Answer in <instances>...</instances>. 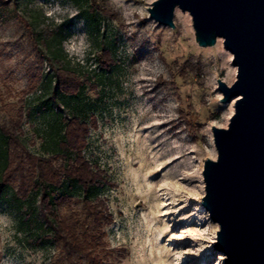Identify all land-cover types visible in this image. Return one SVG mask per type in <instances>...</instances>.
<instances>
[{
	"label": "rangeland",
	"instance_id": "1",
	"mask_svg": "<svg viewBox=\"0 0 264 264\" xmlns=\"http://www.w3.org/2000/svg\"><path fill=\"white\" fill-rule=\"evenodd\" d=\"M154 1L0 0V122L23 107V143L48 156L59 151L64 118L97 121L84 153L105 171L108 184L92 195L111 215L98 264H225L212 246L220 228L202 206L203 171L217 159L212 127L227 128L235 112L236 99L221 102L218 79L232 86L238 69L223 39L199 45L188 12L177 8L174 29L150 19ZM25 21L41 51L55 53L83 81L78 94L55 97L53 69ZM81 40L83 53L70 51ZM5 151L0 137V172ZM52 189L82 194L70 182ZM38 207L37 193L22 213L0 202V264H65Z\"/></svg>",
	"mask_w": 264,
	"mask_h": 264
},
{
	"label": "water",
	"instance_id": "2",
	"mask_svg": "<svg viewBox=\"0 0 264 264\" xmlns=\"http://www.w3.org/2000/svg\"><path fill=\"white\" fill-rule=\"evenodd\" d=\"M177 8L192 17L199 45L223 39L238 69L232 86L218 79L235 112L227 128L212 127L217 159L204 164L202 206L220 228L212 246L225 264H264V0H156L148 11L174 29Z\"/></svg>",
	"mask_w": 264,
	"mask_h": 264
},
{
	"label": "trees",
	"instance_id": "3",
	"mask_svg": "<svg viewBox=\"0 0 264 264\" xmlns=\"http://www.w3.org/2000/svg\"><path fill=\"white\" fill-rule=\"evenodd\" d=\"M26 25L32 44L53 69V75L47 76L50 84L54 80L55 97L78 94L83 81L77 73L61 64L55 53L42 52L32 24L27 21ZM51 35L60 36L61 31ZM43 44L49 47L46 41ZM105 58L108 65L113 63L109 52L105 53ZM44 80L42 75L32 90ZM25 115L22 107L16 118L0 122V137L6 147L1 154L5 155V161L0 172V202L22 213L24 202L37 193L40 219L52 227L53 241L63 254L65 264H98L101 258L96 252L101 247L102 228L111 221V215L105 200L92 195L95 186L108 184L105 171L95 167L84 153L97 121L93 119L88 123L77 116L64 118L65 130L59 151L41 156L32 153L21 139ZM66 182L78 185L82 194L73 196L53 191V187L60 189ZM75 206L81 209L74 210Z\"/></svg>",
	"mask_w": 264,
	"mask_h": 264
},
{
	"label": "clouds",
	"instance_id": "4",
	"mask_svg": "<svg viewBox=\"0 0 264 264\" xmlns=\"http://www.w3.org/2000/svg\"><path fill=\"white\" fill-rule=\"evenodd\" d=\"M75 13H73L74 15ZM48 15H52L51 12L48 13ZM86 45L84 44L83 40L80 41L79 45L77 44H72L70 45V51H74L77 53H83L84 49H85Z\"/></svg>",
	"mask_w": 264,
	"mask_h": 264
},
{
	"label": "bare ground",
	"instance_id": "5",
	"mask_svg": "<svg viewBox=\"0 0 264 264\" xmlns=\"http://www.w3.org/2000/svg\"><path fill=\"white\" fill-rule=\"evenodd\" d=\"M175 15L176 16H178V15H180V11L178 10V9H176V11H175ZM221 41V40H220ZM230 61H231V59H230ZM234 76H235V73L233 74H231L230 75V77H229V81H232L233 79H234ZM215 158V157H214Z\"/></svg>",
	"mask_w": 264,
	"mask_h": 264
}]
</instances>
